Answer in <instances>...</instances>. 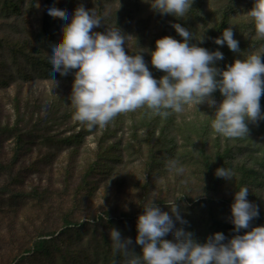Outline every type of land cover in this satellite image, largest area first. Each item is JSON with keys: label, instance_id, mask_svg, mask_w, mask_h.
<instances>
[{"label": "rangeland", "instance_id": "rangeland-1", "mask_svg": "<svg viewBox=\"0 0 264 264\" xmlns=\"http://www.w3.org/2000/svg\"><path fill=\"white\" fill-rule=\"evenodd\" d=\"M148 3L0 0V264H124L125 257L113 253L108 232L119 230L122 239L133 240L129 250L138 253L135 221L153 193L162 211L177 201L186 223L175 227L199 242L216 232L226 239L234 235L229 205L241 186L258 208L251 227L264 225V120L249 124L247 137L226 138L211 129L213 109L207 104L197 110L186 105L167 118L140 108L118 114L102 129L73 118L69 96L75 70L66 76L49 72L46 55L68 20L48 15V7L66 9L69 18L78 5L93 8L104 25L93 31L115 23L131 36L129 54L135 41L151 50L161 37L180 40L174 23L197 40L203 33L197 46L223 53L219 69L264 48L246 15L253 0H193L184 19L160 15ZM228 27L239 41L238 54L214 43ZM149 69L154 78L163 75L150 64ZM213 98L222 100L218 92ZM260 104L264 112V95ZM170 159L183 171H169ZM221 166L233 170L231 181L214 175Z\"/></svg>", "mask_w": 264, "mask_h": 264}, {"label": "clouds", "instance_id": "clouds-1", "mask_svg": "<svg viewBox=\"0 0 264 264\" xmlns=\"http://www.w3.org/2000/svg\"><path fill=\"white\" fill-rule=\"evenodd\" d=\"M192 3L193 0H150L148 4L160 15L184 19ZM46 12L60 21L68 20L60 28V39L48 44L47 62L49 72L61 76L75 70L69 103L73 118L89 129H102L118 114L140 108L167 118L181 113L186 105L197 110L200 104L213 109L210 127L226 138L247 137L248 125L264 120L260 104L264 95V48L219 69L216 63L224 59L223 53L197 46L203 43V33L197 40L194 32L180 23L171 25L180 40L161 37L151 50L137 46L135 41L136 50L129 54L126 45L131 36L115 23L105 26L103 32L93 31L103 25L102 17L93 8L78 5L70 18L64 8L48 7ZM246 15L256 35L264 38V0H253ZM214 43L226 45L233 53L241 52L232 27L225 28ZM145 54L150 57L147 63ZM149 64L163 75L154 78ZM214 92L222 97L219 103L213 98ZM166 167L176 173L183 171L176 159L168 160ZM214 175L231 181L234 173L221 166ZM248 195L246 186L233 193L229 205V223L234 233L231 238L216 232L199 242L191 232L175 227V223H186L177 201L168 202V211H162L153 193L144 201L135 221L134 244L139 252L130 251L128 246L133 240L122 239L115 228L108 232L112 251L125 257L124 264H264V225L251 227L258 208L247 200ZM242 230L245 231L238 234ZM169 234L172 238L164 239Z\"/></svg>", "mask_w": 264, "mask_h": 264}]
</instances>
